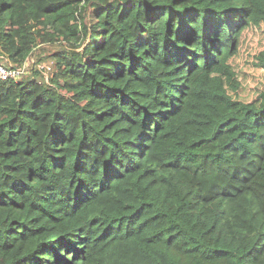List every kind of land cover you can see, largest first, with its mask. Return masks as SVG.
<instances>
[{"label": "trees", "instance_id": "obj_1", "mask_svg": "<svg viewBox=\"0 0 264 264\" xmlns=\"http://www.w3.org/2000/svg\"><path fill=\"white\" fill-rule=\"evenodd\" d=\"M249 35L264 0H0V264H264Z\"/></svg>", "mask_w": 264, "mask_h": 264}, {"label": "rangeland", "instance_id": "obj_2", "mask_svg": "<svg viewBox=\"0 0 264 264\" xmlns=\"http://www.w3.org/2000/svg\"><path fill=\"white\" fill-rule=\"evenodd\" d=\"M263 47H264V41H262L259 37H251V35H249L246 39V42L245 43L243 42L241 53L237 58L238 63L242 66H245L246 60H247L246 58H248L249 51L251 49L252 50L256 49L254 51H260V49ZM34 57L36 59V56H34ZM48 59H50V58H48ZM47 60H45L43 62V64L47 63L48 62ZM52 60H54V59H51L50 61H52ZM29 64L31 66L32 60H29ZM39 64H41V63H39ZM53 69L54 68H52L45 75V78L48 79V82L51 81V79L49 77H50L51 71ZM248 70H249V76H248L247 81H246L248 84L247 87H248L249 91L254 92V89H256L258 86L262 87L261 81H264V76H263L264 70L260 69V70L254 71L252 68H249ZM140 260H141V258H138L137 260L132 258L131 253L128 252L127 250H123V249H117V251L114 254V261H115L114 264H142V262Z\"/></svg>", "mask_w": 264, "mask_h": 264}, {"label": "built area", "instance_id": "obj_3", "mask_svg": "<svg viewBox=\"0 0 264 264\" xmlns=\"http://www.w3.org/2000/svg\"><path fill=\"white\" fill-rule=\"evenodd\" d=\"M50 60L51 59H48V62L44 64V61L41 62V64H37L40 70H42L45 75L53 68V65L55 63L54 60ZM29 66V60H27L22 66H13V64L11 63L0 61V80H6L8 78L18 79L29 70Z\"/></svg>", "mask_w": 264, "mask_h": 264}]
</instances>
